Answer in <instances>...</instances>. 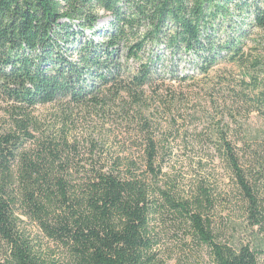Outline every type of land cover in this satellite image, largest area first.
<instances>
[{"label": "trees", "instance_id": "obj_1", "mask_svg": "<svg viewBox=\"0 0 264 264\" xmlns=\"http://www.w3.org/2000/svg\"><path fill=\"white\" fill-rule=\"evenodd\" d=\"M252 27L264 29V0H0V264H55L27 223L68 264H260L264 70L247 59ZM223 63L243 70L238 84L210 76ZM167 82L221 87L204 97L216 122L206 135L242 198L244 241L219 238L205 177L181 190L170 175L176 154L154 108L169 131L207 116L198 91L168 93ZM47 104L63 108L53 136L34 114ZM75 115L84 136L69 139ZM115 123L120 135L99 151L96 128ZM190 132V147L203 141Z\"/></svg>", "mask_w": 264, "mask_h": 264}, {"label": "rangeland", "instance_id": "obj_2", "mask_svg": "<svg viewBox=\"0 0 264 264\" xmlns=\"http://www.w3.org/2000/svg\"><path fill=\"white\" fill-rule=\"evenodd\" d=\"M106 22L107 18H102L99 21V25H104ZM246 51L249 54V57H247L248 62L251 64V62L258 61L260 68L264 70V29L251 28V34L247 40ZM209 74L213 77L218 76L219 79L225 76L227 78L225 81L231 83L236 82V84L243 79V70L239 66L231 63L220 64L211 70ZM256 76L258 80H264V73L256 74ZM247 80L248 79H246V81ZM214 84V86L205 83L195 85L187 82L184 83V85H178L176 82H167V85H169L167 89L168 93L175 91L187 94L190 87L198 91L199 96H202V105L200 106L203 107L202 110H205L204 114H206L207 117L202 114V117L198 119L191 118L188 121L180 122L178 123L179 126L176 127V129L179 128L177 131L176 129L169 131L163 108L155 107L152 113L153 115L151 114L150 117H152L154 128L158 127L157 136L162 135L163 137L168 136L169 138L165 145L166 150L168 151L169 147H171L176 154L169 161L171 164L170 175L176 178V185L179 189L183 190L188 181L191 180L192 182L195 178L205 177L211 189L214 190V208L211 210L210 215L214 221V228L218 231L219 238L221 240H234L235 242H239L248 238V232L245 230L242 198L229 169L220 158L216 157L217 153L214 149V141L209 139L206 135L207 131L213 129V126L216 125V122H214V119L211 117L215 109L209 107V103H205L206 100L204 101V97L205 99H209L219 93L221 87L217 83ZM234 91L236 92V90ZM250 93L253 94L252 91ZM187 104L189 103L181 105L180 109H188L189 105ZM6 108L7 105L0 101V129L5 126L8 120L5 111ZM62 109L61 106L54 104L37 106L34 109L35 116L42 122L44 128H48L46 132L52 136L57 134V128L63 119ZM185 116L186 115L183 117ZM208 116L211 117V119ZM78 117L77 115L70 117L77 123H73L75 125L71 126V130L68 134L69 139L84 136L83 133L85 129L80 125L82 119ZM249 118L246 126L254 129L261 126L260 121L255 115H250ZM227 120L228 118L225 121ZM115 124L116 126L111 130L107 127L101 128L100 126L96 128V134H98L101 141L98 146L99 151L105 152L108 150L112 133L120 135L121 125L119 123ZM195 129L197 131L202 130L203 136L200 140L203 141L190 147L191 144L188 140L192 137L190 131ZM185 138H187V141ZM116 139L120 140L119 138ZM198 157L208 158L207 161L201 165V170H197L194 167ZM26 230L36 244V249L41 252L45 259L50 261L54 260L55 264H68V261L61 256L60 251L54 248V245L48 242L34 225L27 223ZM176 249L177 248H174V250ZM173 263V260H167V264ZM260 264H264V255L261 257Z\"/></svg>", "mask_w": 264, "mask_h": 264}]
</instances>
